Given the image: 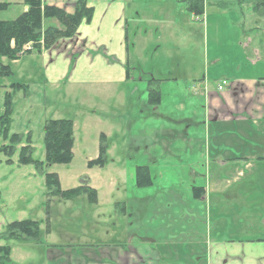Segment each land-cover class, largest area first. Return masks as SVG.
<instances>
[{
  "label": "rangeland",
  "instance_id": "obj_1",
  "mask_svg": "<svg viewBox=\"0 0 264 264\" xmlns=\"http://www.w3.org/2000/svg\"><path fill=\"white\" fill-rule=\"evenodd\" d=\"M124 1L128 19V51L127 58L126 54L124 57L129 60L130 67L136 68L134 73L142 75L131 98L128 92L134 83H98L90 79L84 81L83 77V81L48 84L43 79L42 60H36V53L27 56L21 64L0 58V63L9 65L16 73L15 76H0V112L3 111L6 91L10 90L9 84L22 80L19 79L22 75V83L29 84L26 92L20 90L12 94L10 133H21L25 144L28 135L25 132L31 131L34 158L44 160L46 121L73 120L76 127L72 162L53 164L44 170L58 174L63 190L82 184H91L98 190L95 204L89 203L84 195L72 199L52 195L44 175L37 172L33 164L18 162L19 150L13 155L12 162H6L7 157L0 154V233L9 223L27 219L38 221L42 230L38 241H12L11 260L3 263L112 264L111 261H117L123 250L130 249L131 242L140 240L139 237L130 238L135 233L131 225L135 220L131 218L138 217L133 213L138 209V203L146 201L142 216L146 215L147 227H140L141 234L155 233V228L156 231L163 230L164 236L170 231L178 230L184 235L191 232V235L203 238H193L201 247L211 231H218L220 237L229 242L233 250L236 249L231 257L237 258L230 263L264 264V159L255 160L256 165L252 168L246 165L233 168L230 164L226 172L216 175L219 162L230 155L231 162L247 156L245 152L264 156V125H256L255 119L246 124L235 121L238 118L225 122L223 117L229 115V110L221 109L219 105H214L218 111H213L216 113L212 116L211 111H205L202 97L194 94L196 89L186 87L190 81L207 74V32L203 21L190 14L183 0ZM242 11L244 14L245 9ZM19 14L14 8L2 9L0 20H13ZM235 16L240 19L242 14ZM226 19L236 28L241 41L247 42L249 36L239 31L240 27L231 18H224L222 23ZM54 22L58 25L56 20ZM263 25L264 20L260 18L258 26ZM259 36L264 38L261 32ZM234 46L241 49L249 60V56H255L250 46L243 49L232 45L230 49ZM108 48L116 49L117 54L118 47ZM261 48L264 58V45ZM209 50L211 56L219 58L217 63L212 61L209 65L210 72L215 73L210 78V86L214 89L221 82L222 74L227 76L228 72L234 74L241 70L240 63L233 60V51L223 44L210 45ZM28 51L24 45L22 52ZM174 78H179L178 82ZM168 79L170 81L166 82ZM152 80L156 81L153 87L161 86L163 110L168 117L172 114L175 119L172 122L166 117L161 121L166 127L170 123L175 127L167 131V128L160 129L157 135L160 142L150 145L142 141V136L145 134L150 138L159 127L150 123L149 118L140 116L144 106L140 104H150L148 87ZM229 87L225 86V91ZM178 102L182 106L175 109L169 104L174 106ZM230 108L235 110L233 105ZM101 132L107 134L106 138H102ZM187 133L194 139L191 149L195 156L187 148L192 142L184 141ZM4 143L0 137V146ZM102 144L110 149L105 164L89 166L90 159L98 157ZM188 152L193 158L188 157ZM191 163H194L195 172L190 168ZM138 166L150 167L152 186L137 185ZM212 179L225 185L221 195L211 194L209 197L207 194V201H195L193 196L201 199L203 188ZM195 188H202L197 191V196ZM125 207L126 218L123 214ZM211 215L214 218L210 222ZM184 240L186 238L179 240L185 244H180L179 248H167L177 252L191 249L192 244L187 245ZM4 243L0 237V246ZM195 251V256L201 255ZM188 257L191 254L183 260ZM199 257H194L196 264H206L207 260ZM176 260L174 256L173 261Z\"/></svg>",
  "mask_w": 264,
  "mask_h": 264
},
{
  "label": "crops",
  "instance_id": "obj_2",
  "mask_svg": "<svg viewBox=\"0 0 264 264\" xmlns=\"http://www.w3.org/2000/svg\"><path fill=\"white\" fill-rule=\"evenodd\" d=\"M77 1L78 0H43L45 4L58 6L68 13H73L75 11ZM86 2L88 6L93 7L94 9L93 19L90 23L83 22L79 26L77 33L73 37L62 38L58 40V42H56V44L51 48L46 49L43 47L40 51L34 50L31 53L20 57L19 59L12 60L11 62L12 64H21V62L25 60L27 56L32 55V53H36V60H42L41 62L44 66L43 79L48 84L51 83L53 85H60L65 81L67 83H69L70 81H83V77H85L84 81H89L90 79L92 81L95 80L98 83L107 82L113 84L117 83L121 85L128 83L132 85L134 83V87H130V90L128 92L130 95L129 97L131 98L133 97V92L138 89V86H136V84L142 80V75H136L134 73V71H136V68L130 67L129 60H126L124 57V54H126L127 58L126 51H128L126 40L128 38V34L126 31L128 19L126 18L125 14L126 2L124 0H86ZM0 3H8V7L3 10L14 8L16 13L18 14H22L27 10V6L24 4L23 0H0ZM250 7H253V2L248 1H243L241 3L232 2L228 6V8H220L216 5L211 7L206 4V12L202 17V23H204L205 30L207 32V53L205 55L207 63V74L205 73L201 78L193 80L192 82L190 81L188 84H186V87L189 86L191 89L195 88L197 90H194V94L202 97V99L204 100L203 104L205 111L209 113L211 111L212 116L216 113L213 111H218L217 109L215 110L214 105H219L221 109L229 110V115L223 117V121L225 122H229V120L238 118L235 119V121L238 120L240 124L241 122L246 124L247 122L255 119L254 121L256 122V125H264V58L261 55V47L264 45V38H260L259 36L260 32L264 36V25L258 26V20L260 18L264 20V14L256 12L254 9L247 10V8ZM242 8L245 9L244 14L242 13ZM239 9L241 10V12H238ZM239 13L242 14V19H239L237 16H235V14L239 15ZM224 18H231L240 27L238 28V30H242L241 32H243V34L249 36L247 42H245L244 40L241 41V37L236 34L238 33V31L236 30L235 32L236 28L234 29V26H230L227 23L228 19H226L225 22L222 23ZM247 22H249L248 27H246ZM242 26L244 27L242 28ZM223 28H225V31L223 30ZM213 36L215 37L213 38ZM220 44H223L224 47L229 48L230 52L231 50L233 51V53H231V55L233 56V60L236 62L238 61V64L240 63L238 67H240L239 69L241 70L234 74L233 71L228 72L227 76L222 74V79H226L228 80V82H230L229 79L232 81L228 83L227 86L230 87L226 91L225 89L219 91L217 89V86L214 89L210 86V78L212 75H215V73L210 72L211 68L209 65L212 61L213 63H217L219 58L214 55H210L209 47L210 45L215 46ZM232 45L241 46L243 49L244 47L248 48L250 46L255 56H249V60L247 57H244L241 49L239 50L235 46L230 49V46ZM13 46L14 43L12 44V47ZM108 46L118 47L117 54L116 49L110 50ZM227 56L229 57V55ZM229 60L225 58V61L228 62ZM214 68L216 69L217 65ZM12 74L14 76L16 75V73L13 72ZM19 79L22 80L17 79L13 83H22V81H24V75L19 76ZM178 79L179 78H174V81L178 82ZM167 81L170 80L168 79L166 80V82ZM13 83L8 85L10 90L6 91V93L13 91V88H11V85ZM22 84H26L27 87L29 86V84L27 83ZM202 85L204 89H202ZM159 89L161 92V86L159 87ZM15 92L13 91V93ZM179 102L174 106L171 103L169 104L172 106V108L174 107L175 109L177 106H182V104ZM140 105H144L142 107L140 116L149 118L150 123L159 127L155 129V133H152V136L150 138H146L145 134H143L142 141H144V143H149L150 145L160 142V140H157V135L159 134L160 129L165 130L164 128H167L165 130L167 131L168 128L175 127L173 123L168 124V126L166 127L161 121L166 117H170L172 122L175 121V119L171 117L172 114H169L168 117L163 110L164 98H161V101L158 105H145V102H142V104ZM230 105L234 106V111L231 110ZM183 109L185 108L183 107ZM216 118L219 119L218 116ZM218 119H216V121ZM74 127L76 126L74 125ZM25 133L26 135H33L29 130H27ZM150 134L151 133H149V135ZM100 135H105L104 138H106L107 136V134H105L104 132H101ZM189 135L190 134L187 133V139H185L184 141H187L188 143L192 142V144L187 146V148L189 149V152H191L195 156V151L191 149L194 144V139H192ZM147 150H150V146ZM109 151L110 149L107 146V155ZM189 152L188 157L193 158L189 155ZM247 153L248 152H245L247 156H244L237 161H232L233 163L231 162V155L228 156L229 158H223L224 160H221L219 162L216 175H220V173L226 172V168H229L230 164L233 165V168L238 167V165L241 167L246 165L252 168V166L256 165L255 160L264 159V156H259L257 153ZM98 154H100V150ZM182 155L183 154H180L179 156ZM96 158H98L97 155ZM96 158L90 159V161ZM147 167L149 168L151 174L150 167ZM190 168L195 172L194 163L190 164ZM260 169L263 170V168ZM88 185L96 189L91 184ZM152 185L153 177L152 184L150 186ZM224 188L225 185H223V183H219V181L212 179L208 183V185L203 188L204 196L201 199L194 197L193 195L192 196L195 201L201 200L202 202H204L205 200L207 201V194L209 197L211 194H217L219 196L221 195L220 193L224 190ZM145 202L146 201H144V204L141 203V201L140 203H138V209L136 211L133 210V213H135V215H137L138 217L134 216L133 218H131V220H135L131 224L133 226L132 228H135V233H133V235H130V238L132 239L133 237V239H135L136 237H139L140 240H138L137 243L136 241L131 242L130 249L128 250L127 248L123 250L124 252L120 256H118L117 261H111L112 264H179L180 262H184L186 264H192L194 262V264H196V261H194V257L197 258L199 256H201L202 259L207 260L206 264H229L232 260H235L237 258L231 257L232 254H234L232 252H234L236 249L233 250V246H231L226 240H223V238L220 237V233L218 231L215 233L211 231L208 237H205V242H202L203 245L201 247L200 243L196 242V240L193 239L196 236L201 238V236L191 235V232L190 234L188 233V235H184L183 232L180 233L181 231L178 230L170 231V234L168 232V235L164 236L163 230L156 231L155 228V233L149 232L147 234L146 232L144 234H141L140 227H147L146 215L142 216L145 213V208H143V206H145ZM123 214L126 218V207L123 209ZM212 218H214V216L211 215L210 222ZM136 222L137 224H134ZM149 235H151L152 237H149L148 239ZM153 236H155L156 238H153ZM182 237L186 238V240L184 241H186L187 245L188 243L192 244L191 249H180L177 252L176 250L174 251L167 248L175 246L176 248H179L180 244L185 245L184 243L179 241L183 239ZM201 239L203 240V238ZM248 244H246L247 247H251V245L255 246L251 243V245ZM242 245L244 244H241V246ZM257 245L258 243L256 244V246ZM259 247L260 246H258V248ZM195 250H197V253H200L201 255L195 256ZM190 254L191 257L184 258L183 260V257H186ZM174 256L175 258H177L175 262L173 261Z\"/></svg>",
  "mask_w": 264,
  "mask_h": 264
},
{
  "label": "trees",
  "instance_id": "obj_3",
  "mask_svg": "<svg viewBox=\"0 0 264 264\" xmlns=\"http://www.w3.org/2000/svg\"><path fill=\"white\" fill-rule=\"evenodd\" d=\"M187 4L188 11L192 16L201 17L206 12V4L213 7L228 8L232 2H243L251 0H183ZM27 10L13 20H0V58L16 60L21 54L24 45L32 43L34 50L40 51L43 47L51 48L62 38L73 37L83 23H90L94 16L93 7L88 6L86 0H78L73 13H68L64 9L47 5L43 0H23ZM256 12L264 14V0H252ZM8 7V3H0V10ZM58 22V25L54 23ZM12 41L15 46L12 47ZM43 42V43H42ZM12 74L9 65L0 63V76H10ZM159 82V80H156ZM154 80L149 81V102L151 105H158L161 101L159 88L152 86ZM13 91L23 90L26 92L27 85L13 83ZM12 92H7L3 102V111L0 112V137L6 143L0 146V154L7 157L6 162H12V157L19 150L18 162L22 165L33 164L40 174L44 175L45 184L50 189L52 195L60 196L64 199H72L81 195L86 196L89 203L95 204L98 201V191L89 185H80L75 188L61 189L60 178L53 172H45L44 168L53 164H69L72 162L74 153V123L71 119H49L44 126V147L45 158L39 160L34 158V147L32 146L31 135L28 134L24 142L21 133H10L11 117L13 112ZM104 138V135H102ZM107 145L100 146L98 158L89 161V166L104 165L106 162ZM136 180L139 187H147L152 184V176L147 166L136 168ZM202 188H195L197 191ZM40 223L34 220H19L6 225L0 233V237L5 241L0 246V264L7 262L11 254V242H32L38 241L41 235Z\"/></svg>",
  "mask_w": 264,
  "mask_h": 264
},
{
  "label": "built area",
  "instance_id": "obj_4",
  "mask_svg": "<svg viewBox=\"0 0 264 264\" xmlns=\"http://www.w3.org/2000/svg\"><path fill=\"white\" fill-rule=\"evenodd\" d=\"M32 48V45L31 44H27L26 45V49H28V50H30ZM227 81L226 80H222L219 84H218V90L219 91H222L224 88H225V86H227Z\"/></svg>",
  "mask_w": 264,
  "mask_h": 264
}]
</instances>
